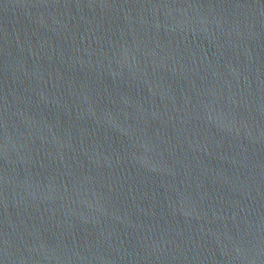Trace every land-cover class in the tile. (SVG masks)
Listing matches in <instances>:
<instances>
[{"label": "water", "instance_id": "95a60500", "mask_svg": "<svg viewBox=\"0 0 264 264\" xmlns=\"http://www.w3.org/2000/svg\"><path fill=\"white\" fill-rule=\"evenodd\" d=\"M0 264H264V0H0Z\"/></svg>", "mask_w": 264, "mask_h": 264}]
</instances>
